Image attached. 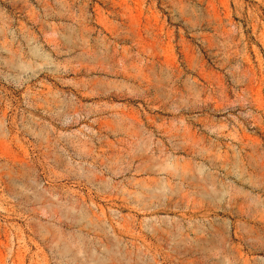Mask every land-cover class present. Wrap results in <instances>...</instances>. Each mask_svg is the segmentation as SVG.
<instances>
[{
  "label": "rangeland",
  "instance_id": "obj_1",
  "mask_svg": "<svg viewBox=\"0 0 264 264\" xmlns=\"http://www.w3.org/2000/svg\"><path fill=\"white\" fill-rule=\"evenodd\" d=\"M0 264H264V0H0Z\"/></svg>",
  "mask_w": 264,
  "mask_h": 264
}]
</instances>
